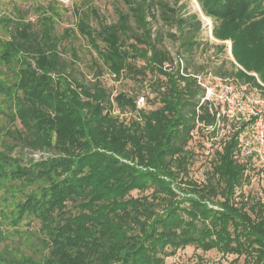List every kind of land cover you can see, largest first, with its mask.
I'll return each mask as SVG.
<instances>
[{"label":"trees","instance_id":"trees-1","mask_svg":"<svg viewBox=\"0 0 264 264\" xmlns=\"http://www.w3.org/2000/svg\"><path fill=\"white\" fill-rule=\"evenodd\" d=\"M121 1L115 23L91 9L94 27L77 10L76 29L62 34L51 17L9 20L0 63L18 79L0 82L11 154L0 153V177L17 184L20 217L41 224L48 251L40 264H165L190 246L236 256L233 264H264V199L250 204L241 192L253 170L252 158L239 156L248 124L232 125L203 181L191 175L192 143L216 122L201 102L206 67L194 61L205 45L199 14L181 0ZM197 2L213 37L230 41L237 63L264 83V0ZM76 32L97 53L93 79L64 46ZM107 74L133 80L146 102L138 107L139 94L107 87ZM215 76L264 90L241 70Z\"/></svg>","mask_w":264,"mask_h":264},{"label":"rangeland","instance_id":"rangeland-1","mask_svg":"<svg viewBox=\"0 0 264 264\" xmlns=\"http://www.w3.org/2000/svg\"><path fill=\"white\" fill-rule=\"evenodd\" d=\"M181 3L187 5V10L190 13H198L203 23L200 40L205 45L197 50L194 60L197 66L206 67L205 72L202 73L203 81L207 82L210 77H214V71L219 68L228 73L233 72V70H241L248 76L255 77L264 88V83L261 82L256 73L247 72L237 63L232 54V43L230 41H220L213 37L214 22L201 13L197 0H181ZM116 8L125 10V6L121 0H0V53L5 48V43L10 39V31L12 30L9 20L23 19L35 21L37 18L51 17L55 23L57 32L62 34L66 29H76V25L81 19L76 13L77 10H80L82 13L86 12L89 16V23L97 27V18L90 10L95 9L108 23H115L117 21ZM163 30L166 33L169 27H165ZM171 31L176 32L175 29H171ZM68 37L64 46L69 49L74 48L77 51V58L71 59L75 61L74 64L80 71H84L89 75V79H93L94 70L91 66L97 57V53L89 46L86 38L81 36L79 32H76V34L72 33ZM164 45H166L173 56H176L177 45L168 38L164 40ZM222 45L225 46V49L223 52H219L218 47ZM98 62L102 65L100 61ZM14 70V66L0 63V82L6 86V84L17 80L16 71ZM207 72L209 73L206 74ZM215 78L222 77L215 76ZM222 79L231 81L237 87H246L250 93L264 97V90L257 89L252 84L239 82L232 76ZM104 81L110 89L113 88L118 92L125 91L132 95L139 94V97L143 96L140 91L141 87L133 80L115 81L114 77L107 74ZM4 101L0 91V153L11 155L9 150L4 146L7 144V138H5L6 128L10 127ZM225 122V128L222 130V127H220L217 139H212L215 138V135L207 134L206 137L197 136L196 140L192 143L191 148L197 151L196 162L191 174L194 179L198 181L205 179L206 173L209 170V159H211L214 150L220 149V134L226 137L232 133V125L236 123L227 119H225ZM249 135L246 138L252 141V136L250 133ZM16 154L14 152V155ZM40 156L36 155V158ZM5 167L1 157L0 170ZM251 168L253 170L250 173V183L241 191L245 196L249 195L250 204L258 199H264L263 164L258 160H253ZM16 186L15 182L0 177V258L3 259L0 263L6 264L5 260H7L13 261L12 264H40L42 263L43 255L48 251L46 241L43 240L44 235L40 232L41 224L28 217H20L17 205L23 198ZM239 193L240 191L236 195L237 200H240ZM133 195L139 196L141 194L134 192ZM252 200L253 202H251ZM234 259H236V256L225 257L215 250L203 252L201 249L190 246L179 250L175 256L167 258L165 264H233ZM242 262L243 258L240 259V263Z\"/></svg>","mask_w":264,"mask_h":264},{"label":"built area","instance_id":"built-area-1","mask_svg":"<svg viewBox=\"0 0 264 264\" xmlns=\"http://www.w3.org/2000/svg\"><path fill=\"white\" fill-rule=\"evenodd\" d=\"M198 81L205 89L201 102L205 103L208 112L216 119L213 125L204 126L206 133L215 135L212 139H217L220 127L222 130L225 128V119L237 125L248 124L253 142L248 138L242 139L239 156L243 160H258L264 168V97L222 78L210 77L204 82L200 76ZM145 102V98L140 97L137 106L141 107ZM224 138L225 135L220 134L219 140Z\"/></svg>","mask_w":264,"mask_h":264}]
</instances>
